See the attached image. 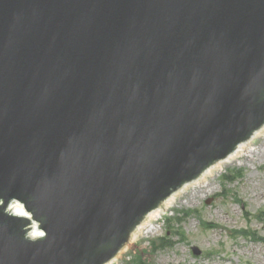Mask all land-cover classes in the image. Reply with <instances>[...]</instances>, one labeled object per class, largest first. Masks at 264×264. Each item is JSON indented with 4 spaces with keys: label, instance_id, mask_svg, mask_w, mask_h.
<instances>
[{
    "label": "water",
    "instance_id": "water-1",
    "mask_svg": "<svg viewBox=\"0 0 264 264\" xmlns=\"http://www.w3.org/2000/svg\"><path fill=\"white\" fill-rule=\"evenodd\" d=\"M263 123L264 0H0V264L120 259Z\"/></svg>",
    "mask_w": 264,
    "mask_h": 264
},
{
    "label": "rangeland",
    "instance_id": "rangeland-1",
    "mask_svg": "<svg viewBox=\"0 0 264 264\" xmlns=\"http://www.w3.org/2000/svg\"><path fill=\"white\" fill-rule=\"evenodd\" d=\"M249 149L181 193L153 230L113 264H136L135 254L152 264H264V134ZM235 168L243 176L224 184L223 173L232 175ZM161 238L171 246L160 248Z\"/></svg>",
    "mask_w": 264,
    "mask_h": 264
},
{
    "label": "bare ground",
    "instance_id": "bare-ground-1",
    "mask_svg": "<svg viewBox=\"0 0 264 264\" xmlns=\"http://www.w3.org/2000/svg\"><path fill=\"white\" fill-rule=\"evenodd\" d=\"M264 134V128L261 129L258 133H256L254 135V137L248 141L245 145H243V147L236 153L232 156V158H230L227 162H221L217 167H215L213 170H211L209 172V174L204 177L202 180L198 181V182H191L189 184L186 185V188H184L182 191H180L179 193H177L175 195V197H173L169 202H168V208L167 209H164L163 212L159 213V214H156L154 215L152 218L150 219H147L145 221L142 222V227L141 229L139 230L138 234H137V237L135 239V241L138 239V238H141L142 236L146 235L148 232H150L151 230H153V228L155 227L154 223L158 220H160L161 218L164 217V215L168 212L169 209H171L173 206L176 205V203L179 201L177 199V197L183 193L184 191H186L188 188H190V186H200L202 183L206 182V180L208 179L209 175H213V173H219L221 171V169H223V167L229 165V164H232L233 161L237 160L238 158H241L243 157V155H245L248 151H250V145H251V142L254 140V138L259 135H262ZM135 241L133 243H131L132 245L135 243ZM131 244L130 245H127V249H124L122 255L128 250V248H131ZM121 255V256H122ZM109 264H113V262L109 263Z\"/></svg>",
    "mask_w": 264,
    "mask_h": 264
},
{
    "label": "trees",
    "instance_id": "trees-1",
    "mask_svg": "<svg viewBox=\"0 0 264 264\" xmlns=\"http://www.w3.org/2000/svg\"><path fill=\"white\" fill-rule=\"evenodd\" d=\"M225 178H226V176H225ZM143 264H146V263L143 261Z\"/></svg>",
    "mask_w": 264,
    "mask_h": 264
}]
</instances>
